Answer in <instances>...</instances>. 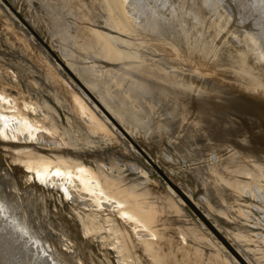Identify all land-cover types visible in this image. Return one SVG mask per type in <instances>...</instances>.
<instances>
[{"label":"rangeland","instance_id":"1","mask_svg":"<svg viewBox=\"0 0 264 264\" xmlns=\"http://www.w3.org/2000/svg\"><path fill=\"white\" fill-rule=\"evenodd\" d=\"M6 1L24 19L26 18L27 22L30 20L29 25H32L31 27L46 44L49 42L67 60L74 58L78 49L83 46L84 40L76 36L71 41L73 34L67 35L66 32L62 34L63 37L56 35L52 30L55 27L54 24L69 25L76 27L79 31L87 30L91 23L100 24L99 28L106 34L119 39L128 46L131 45L134 49L137 47L138 53L147 56L149 65L162 66L168 74H173L174 78L184 75L192 79L188 85L191 91H194L188 95L187 108L179 112H173L174 105L166 99H153L139 104L136 99L128 98L129 106L136 112V118L125 115L124 117L130 120L124 119L125 122L122 123L126 127L130 140L119 127L118 130L113 128L114 126L103 115L104 111L84 88L63 68L68 73L66 74L58 66V62L57 64L52 57L47 58L40 47L35 45L34 34L15 24L10 13L0 5V14L4 18L2 21L7 25V27L0 25V62L6 64L8 68H13L7 73L13 80L27 83V91L35 104L47 113L27 112L24 120L9 122L13 123L14 131L8 127L5 132L14 135L18 128L15 123L27 125L31 121H37L42 128H47L49 126L48 115L52 122L59 125L69 144L76 147L81 154H88L86 156L93 161L91 165L94 169L90 168L97 177H102L106 182L105 199H100L98 202L95 196H89L79 188L78 181L87 175L85 172L80 173L81 177H75L70 183V186H74L73 194L64 197L65 180L63 178L57 179V176H53L54 179H44L41 173L38 174L36 166L27 165L28 158H30L27 154L33 152V154H45L44 156L48 158L47 163L51 167L56 166L53 161L55 151L47 153L36 149V147L53 149L55 147L53 141L48 144L28 132L21 133L20 139H0V241L11 242L14 246V257L7 264H121L123 258L118 252V242L111 243L110 240H106V247L112 253L108 254V257L103 256L101 253L103 243L90 242L84 227L79 224L78 213L82 211L84 215L116 216L118 220L112 219L110 224L114 235L112 238L115 240L118 233L124 234L129 228L136 226L143 237L140 246L149 240H156L155 236L159 232L157 227L143 226L139 221L133 220L130 213L122 214L119 211L121 202L128 200L123 195L120 196L119 192L131 182L141 181L148 186L150 183L161 186L166 194L167 203L179 209L178 219H185L193 233L210 248L211 251L203 248L208 260L205 259L202 264H242L231 249L246 264H264V199L254 196L258 192L264 193V158L258 156L257 148H251L255 143L253 139L249 136H242L245 130L253 126L254 129L251 130L259 133L257 129L261 128L260 130L264 132V121H259V118L253 114L246 117V113L236 106L243 101L264 106V59L259 56L264 51V34H262L263 40L259 48L256 43L247 40L245 31L246 27L249 28L248 30L253 27L255 31L264 27V14L261 16L258 8L249 11L247 6L243 7L244 12L242 9L237 10L234 0H134L141 6L140 20L148 17L151 21L155 19L160 21L158 31L149 36L138 26L133 28L131 33L115 27L102 26L103 20L100 16L85 24V22L66 15H57L61 2L65 0ZM85 1L87 0H83L87 3ZM255 4H257L256 1ZM248 11L252 24L245 26L241 22V16ZM193 22L197 25L196 27ZM215 22H218L217 26ZM218 24L220 27L223 26V29L225 26L228 28L223 30ZM201 30L204 32L202 33ZM165 31L166 36H164ZM193 36L197 40L192 38ZM207 44L211 46L208 47ZM220 46L224 52L221 51ZM251 46L254 49H251ZM221 52L228 54L223 56ZM9 62L12 66H9ZM81 63L79 66L86 74L99 75L101 82L105 80L103 75H106L111 67L107 62H101V68H98L96 63L88 57H84V62ZM236 71L239 72L236 73ZM59 81L68 85L70 90L74 89L76 93L78 92L79 98L90 107L93 114L100 115L107 122L108 125L99 116L97 117L104 126V131L98 127L88 126L82 121L77 108L68 103L67 96L59 90ZM211 87L221 90L224 94L227 90L232 92L228 101L234 105L232 109L221 112L214 104L203 118L200 111L201 109L206 110L210 102H198V100H201ZM122 88V86H116L115 90ZM18 89L21 91V87L12 82L10 90L16 92ZM99 89L100 91L105 90L103 87ZM86 100L90 101L92 106ZM98 101L101 103L99 98ZM113 103L118 108L127 107L126 104L115 99ZM105 108L109 111L107 107ZM109 113L111 114L110 111ZM242 117L246 120L245 124ZM217 120L236 125L238 127L236 134H220L208 124L209 121ZM12 139L18 141H11ZM244 140L246 142L241 143ZM234 142H237L239 146L234 145ZM136 145L157 162L160 169L174 184L186 192L187 197L178 192L179 196L182 195L184 203L159 181L154 171L156 168L144 160L146 157ZM13 147L20 151L19 161H13L14 158L11 157L10 148ZM263 153L260 151V154ZM232 158L236 161L232 162ZM230 161V166L241 171V174L240 172L236 174L235 180H232V176L228 175L223 167ZM247 167L258 170L261 178L258 181L259 184L254 183L256 185L253 190L254 194L243 196L239 189L242 186L251 187L253 185V179L242 171ZM90 178L93 179L91 176ZM173 183L170 184L173 185ZM58 189V192L61 190L60 193L56 192ZM188 197L196 206L190 202ZM196 207L216 224L217 232L208 226L211 230L209 233L199 224L189 210L190 208L200 217ZM71 223L77 228L71 229L69 226ZM164 233L159 232L158 234ZM168 234H172L173 237L172 231ZM136 258L137 256L134 258L135 261ZM183 263L180 261L178 264Z\"/></svg>","mask_w":264,"mask_h":264},{"label":"bare ground","instance_id":"2","mask_svg":"<svg viewBox=\"0 0 264 264\" xmlns=\"http://www.w3.org/2000/svg\"><path fill=\"white\" fill-rule=\"evenodd\" d=\"M255 1L257 2V4H255ZM39 2L41 3V1H39ZM85 2H87V3H84L83 0H65V1L61 2V5H60L58 12H57V15H60V14L66 15L68 17L75 18L76 20H79L81 22H85V24L87 22L89 23L91 20H93L97 16H100L103 20L102 26L115 27L119 30H125L127 33H131L132 29L135 28L136 26L145 30L147 32V34H149V36L155 34L156 31H158V29H159L160 21H158L157 19H155L154 21L153 20L151 21L148 19V17H146L145 19L140 20L141 19V16H140L141 6L136 4V2L134 0H87ZM234 3H235V7L237 10L242 9V11H243V7L247 6L249 11L254 9V8H258V12L260 13V15L264 14V0H234ZM0 5L2 7H4L5 11L7 10L10 13V16L13 19V21L15 22V24H18L19 26H21L23 28V30H26L29 33L31 32L28 29V27L20 20V18L15 13H13V11L10 9V7L6 3V1L0 0ZM42 11H43V9H42ZM249 11L247 13H243V16H241V22H243V25H245V26L252 24V21L249 18ZM203 16H204V14H203ZM207 18H209V17H207ZM2 20L4 21V18H3V15L0 14V25L7 27L6 22H3ZM25 20H26V18H25ZM41 20H42V18H41ZM208 20H210V19H208ZM140 21H141V23H139ZM205 21H207V20H205ZM28 22L31 24L30 20ZM194 22H193V24H194ZM100 23H102V22H100ZM209 23H210V21H209ZM217 23L218 22H215V25ZM7 24L10 25L9 22H7ZM92 24L93 23H91L90 26L88 25L89 27L87 28V30L85 29V31H79L76 27L75 28L70 27L69 25H62V24H58V23L54 24L55 27L53 26L54 28H52V30L56 35L59 34L60 36H62V34L64 32H66L67 35L73 34V38L71 36V41H73L74 38H76V36L81 38V40H84L83 46H81L78 49V53L74 55L73 59L69 58V60H67L66 57L62 56L60 54V52L58 50H56L55 47H53L49 42L47 44L54 50V52L58 55V57L65 64H67L69 66V68L75 73V75H77V77L80 79L82 84L97 99L99 98V100L101 101V103L105 107L108 108V110L111 112L112 115L110 113L109 114L115 119L117 124H119L125 131H127L126 127L122 123L125 122L126 119L130 120V118H125L124 116L129 115L130 117L136 118V112L129 106L128 98L129 99H132V98L136 99L137 103H139V104L148 102L149 100H153V99H158V100L166 99V101H169L174 105V107L172 109L173 112H177V111L179 112L183 108H185V109L187 108L186 101H187L188 95H190L192 92H194V91H191V89L188 85L189 83L192 82V79H188V77H186L184 75H182V77L180 76L179 78H174L175 76L173 74H168L167 71H165V69L162 66H160V65L157 66L154 64L149 65L147 56L141 55L140 53H138L137 52L138 50H136L137 47H136V49H134L131 47V45L128 46L127 44L123 43L119 39L113 38L110 35L106 34L104 31H102L99 28L100 24H93V25ZM235 24H237V23H235ZM150 26H151V29H150ZM194 26L196 27L197 25L194 24ZM218 26H219V24H218ZM215 27H213V28H215ZM226 27L227 26H225V28ZM152 28H153V30H152ZM219 28L223 29V26L222 27L219 26ZM225 28L223 30H226ZM247 28L248 27H246V29H245V31L247 32L246 33L247 40H249L253 43H256L258 46L260 44H262L261 40H263L262 34H264V27H262L258 31H255L254 29H252L253 27L250 30H248L249 28L248 29ZM192 29H194V28L192 27ZM44 31H45V28H44ZM171 32H172V29H171ZM184 32H186V31H184ZM203 32L204 31H202V33ZM47 34H48V32H47ZM187 34H188V32H187ZM240 35H241V33H240ZM34 36H33V38L36 40L35 45L40 47L41 51L45 54V56L47 58L52 57L54 59V61L57 63L58 61L53 57V55L48 51V49L40 42V40H38V38L36 36H35L36 38ZM164 36H166V31L164 33ZM195 36H193L192 38H194ZM9 38H10V36H9ZM215 39H216L215 41H217V38H215ZM49 40H51V39H49ZM195 40H197V38ZM204 41H205V39H204ZM204 41H203V43H204ZM201 42H202V40H201ZM223 45H224V43H223ZM210 46L211 45H208V47H210ZM221 46H222V44H221ZM252 46H254V45L252 44ZM252 46L250 48L254 49V48H252ZM222 47H221V49H222L221 51H223ZM218 48H219V45H218ZM259 48H260V46H259ZM242 50H245V49H242ZM42 52H41V54H42ZM219 53H220V51H219ZM224 54L227 55L228 53H224ZM224 54L222 53L223 56H224ZM223 56H222V58H223ZM229 56L230 55H228V57ZM231 56H233V54ZM259 56L261 59H264V51ZM32 57L34 58V55ZM84 57H86V58L88 57L90 60L94 61L98 68H101V66H100L101 62H107L108 64L111 65L110 69L107 71V74H106L107 78H106L105 74L103 75V76H105L104 77L105 80L103 81L104 83L101 82L99 75H96V74L94 75L93 73H90V75H88L82 70V68L79 66V64H82L81 62H84ZM226 58L224 57V59H226ZM229 60H230V58H229ZM221 61H222V59H221ZM224 62H226V61H224ZM256 63H258V62H256ZM231 64H232V62H231ZM10 65H11V63L9 62V66ZM58 66L60 68H62V70L66 73V71L63 69L62 65L58 64ZM236 66H237V64H236ZM190 67H193V66L190 65ZM233 67H234V65H233ZM256 67H257V65H256ZM10 69L12 70L13 68H8L6 66V64H2L0 62V139H6V138L7 139L8 138H13V139L19 138L20 139L21 133L28 132V134L33 135L35 138H37L39 140L43 139V141L47 142L48 144H51L53 141L54 146H55L53 149H51V148L41 149V148H37V147H36V149L40 150L41 152H47V153L55 151V153H54L55 160H53V161H55L56 166L54 165L51 167V165L47 163L48 158L46 156H44L45 154H33V152H30L29 154H27V156L30 157V158H28L27 165L29 167L36 166L38 174L41 173V175L44 179L45 178H48V179L53 178V176H57V179H59L60 177L63 178L65 180L64 189H63L64 197L65 196L67 197V196L73 194L72 190L74 189V186H70L71 181H73V179L75 177H81V176H79V174L85 172V173H87V175L84 177H81V179L77 183L79 185V188H81L82 191L89 194V196H95L98 202L100 199H105V194H106L105 184H106V182H105V179H103L102 177H97L94 174L95 172L92 171V169L90 168V167L93 168V166L91 165L93 163V161L89 157L86 156L88 154H86V155L81 154L76 147H73L71 144H69L65 140V137L63 136V132L61 131L59 125L52 122V120H50V117L48 115H47V118L49 120V126H48L49 128L48 127L42 128V126L37 121H31L27 125L15 123V124H17L18 128H17L16 132H14V135L13 134L9 135L5 132L8 127H10V129L14 131L15 129H14L13 123L10 124L9 122H11V120H14V121L15 120H17V121L24 120V115L27 112L42 111V113L43 112L46 113V111H44L43 108H40L35 104V101L33 100L32 96H30V94L28 93L27 85H26L27 83L24 84V83L16 82L15 80H13L12 77L7 75L8 71ZM239 69H241V68H239ZM235 70H237V68ZM237 72H239V71H236V73ZM249 72L250 71H248V73ZM66 74H68V73H66ZM108 75H109V77H108ZM98 80H100V81H98ZM249 80H251V79H249ZM254 81H256V80H254ZM12 82H15L17 85H19L21 87V91L19 89L16 90V92L11 91L10 87H11ZM259 83H260V80H259ZM257 85L259 86V84H257ZM262 85H263V83H262ZM116 86H122L123 88L120 90H118V89L115 90ZM245 86H247V85L245 84ZM100 87L105 88V90L100 91V89H99ZM35 88H36V86H35ZM58 88L69 99V100H67V102L73 104L77 108V110L79 111L80 118H82V121L85 124H87L88 126L90 125V126L98 127L102 131L105 130L104 126L101 124V121L97 117L99 116L100 119H102V121L105 122L106 124H107V122L100 115L97 116V115L93 114L90 107L88 105H86V103L83 100H81L79 98L80 95L78 94V92L76 93V91L72 88L71 89L73 91L70 90L69 89L70 87H68V85H66L63 81L58 82ZM249 89H250V87H249ZM261 89H262V86H261ZM52 91H54V90H52ZM253 91H254V89H253ZM253 91H251V92H253ZM207 92L208 93L205 94L201 100H198V102H202V101L210 102L209 103L210 105L206 110L201 109V111H200V115L203 118L205 117L206 114L209 113L211 106H214V104H215V107L218 110H220L221 112H225L229 109H232V106L234 104L231 105L230 101H228L232 92L227 90V92L224 94L221 90H215L214 87H211L210 90H208ZM245 93H247V92H245ZM49 97H51V96H49ZM113 99L126 104L127 107H123V108L115 107V104L113 103ZM86 101L90 106H92L90 101H88V100H86ZM237 102H236V104H237ZM212 103H213V105H212ZM236 106L239 107L242 111H244L246 113L245 114L246 117L253 114L257 118H259V121L260 120L264 121V106L263 105L254 104L253 102H250V101H248V102L243 101V102H239V104ZM154 107H155V105H154ZM103 115L114 126L113 128L115 130L116 129L118 130V125H116L112 120H110V118H108L106 113H103ZM242 118L244 120V121L243 120L242 121L245 124L246 120L244 117H242ZM257 118H256V120H257ZM131 119H133V118H131ZM204 120H206V119H204ZM7 122H8V124H7ZM205 122L206 121H204V123ZM209 122L210 123H208V124H210V126L213 127L215 130H217L220 134H222V133L236 134V131L238 128L236 125L231 124L227 121L217 120L215 122H211V121H209ZM254 122L256 124V121H254ZM211 123H212V125H211ZM257 124H258V122H257ZM251 125H252V123H251ZM248 127H250V126H248ZM258 127H260V126L258 125ZM239 128L241 129V127H239ZM251 129H254V126H253V128L251 127ZM251 129L248 128L247 130L244 131L243 134L242 133L241 134H242V136H249L250 138L253 139V141L255 143L254 144L252 143L253 147H251V148H253V149L257 148L258 149L257 151L259 152L258 156H261L264 158V153L260 154V151L264 152V132H262L260 130L261 128L257 129L260 131L259 133H257L256 130H251ZM202 131H203V129H202ZM118 132H120V131H118ZM13 139L11 141H14V142L18 141V140H13ZM49 142H51V143H49ZM245 142H246V140H244V142H241V143H245ZM236 143L237 142H234L233 144L239 146V144H236ZM188 145H190V144H188ZM246 148L248 149V147H246ZM10 149H11V155H12L11 157L14 158L13 161H19L20 151H18V149H15L14 147L10 148ZM249 149H250V146H249ZM253 149H251V150H253ZM12 152H15L16 154H13ZM243 154H245V153H243ZM148 157L160 169L157 162L154 161V159L149 154H148ZM144 160L151 166V164L149 163V161L146 158H144ZM247 160H249V158ZM234 161H236L235 158H232V162H234ZM230 163H231V161L229 163L227 162L226 164L223 165V167L227 171L226 173L228 175L232 176V180H235L236 174L239 172L241 174V171L239 169L235 168L234 166H230L229 165ZM154 171L158 175L159 181L164 186H166L169 190H171L172 193H174V195L177 198L182 200V197H181L182 195L187 197L186 192H184L181 189V187L174 184L170 180V178H168V175H166V173H164L163 170H161V171L164 175L159 174L158 171H156V170H154ZM242 171L245 172L247 175H249L251 177V179H253V185L251 187L242 186L240 189L239 188L238 189L241 190V193L243 196L246 194H250V195L252 194L253 195L254 194L253 190L256 187V185H254V183L259 184L258 181H260V178H261L260 173L258 170H254V169H251L248 167L245 169H242ZM246 174H244V175H246ZM90 176L93 177L94 180L91 179ZM166 177L168 179H166ZM168 180L170 182H172L173 185H171L168 182ZM129 181L131 182V180H129ZM148 183H150V182H148ZM144 187H145V189H144ZM53 190H55V188ZM58 191H59V189L56 192H58ZM60 192H61V190H60ZM60 192H58V193H60ZM178 192H180L182 195L179 196L180 193L178 194ZM223 193H225V192H223ZM119 195L120 196L123 195L124 197H126L128 199V200L124 201L123 203L121 202V205L119 206V211L122 214L130 213V217L133 218V220L139 221L143 226H147V227L155 226L159 229V232H161V233L165 232V233L160 235V234H158L159 233L158 232L155 236L156 240H149V242H146V243L142 244V246H140V243L143 242L142 241L143 237H141L142 236L141 231H138V229H136L137 226L135 227V224H134L135 228H129L127 231L124 232V234L118 233L116 235V240H115L112 238V237H114V235L112 234V231L110 229V227H111L110 224L112 222V219L113 220L117 219V218H115L116 216L112 217V215H108V214L106 215V214H95V213H94L95 215H90V214L84 215L82 211H79V213H78L79 224H81V226L84 227L85 232L88 235L90 242H93V241L96 242L97 241L100 244L103 243L104 247H103L102 252H101L103 256L108 257V254L110 255V253H112L110 251V249L108 247H106V245H107L106 240L107 241L110 240L111 243L112 242H118V244H119L118 252L121 253V256L123 258L121 264H134V263H139V264H178L180 261H183L184 262L183 264H202L205 262V259L208 260V258H206V256H205L206 253H205V250H203V248L205 247L206 250L211 251L210 248L204 244L205 242L203 240L199 239L197 237V235L193 233L191 227L188 225V223L185 219H178L179 209L176 206L167 203L166 197H165L166 194L162 190L161 186H159L157 184L152 185V183H150L148 186L147 184H145L142 181L141 182H131L129 184V186H126L124 188V190L119 192ZM254 196L255 197L257 196L259 198L261 197L262 199H264V193L263 192H261V193L258 192L256 194H254ZM188 199L191 200L189 197H188ZM182 202L184 203L183 200H182ZM190 202L193 203L192 200ZM193 205H195V204L193 203ZM196 208L198 209L199 213L215 228V230L218 229L216 224L205 213H203L198 207H196ZM189 210L193 214L194 218H196V220L199 222V224L206 231H209V233H210L211 230H209L208 225H206V223H204L205 221L201 217L194 214V212L190 208H189ZM108 216H109V218H108ZM69 226L71 229L77 228L72 223ZM169 231H172L173 237H175V235H176L177 238H173L172 234L169 235L168 234ZM72 234H74V233L72 232ZM136 256H137V258L135 261L134 258ZM13 257H14V246H13V244L11 242L9 243L7 241H4V242L0 241V264H7L8 261L11 260Z\"/></svg>","mask_w":264,"mask_h":264},{"label":"water","instance_id":"3","mask_svg":"<svg viewBox=\"0 0 264 264\" xmlns=\"http://www.w3.org/2000/svg\"><path fill=\"white\" fill-rule=\"evenodd\" d=\"M6 1V0H4ZM6 3L9 5V7L12 9V11L20 18V20L28 27V29L42 42V44L48 49V51L53 55V57L58 61V63L60 65H62V67L76 80V82L82 87L84 88V90L90 95V97L94 100V102L100 107V109H102V111H104V113H106V115L116 124L118 125V127L126 133V131L119 125L117 124V122L115 121V119L109 114V112L105 109V107L98 101V99H96V97L82 84V82L80 81V79L75 75V73L73 71H71L68 66L58 57V55L54 52V50L48 45L46 44V42L36 33V31L29 25V23L18 13V11L8 2L6 1ZM128 138L130 139V136L128 135V133H126ZM131 140V139H130ZM137 148L142 152V154L148 159V161L151 163L152 166H154V168H156V170L158 171V173L163 174L161 169H159L157 167V165L148 157V155L146 153H144V151L142 149H140V147L138 145H136ZM164 175V174H163ZM166 179H168L166 177ZM169 181V180H168ZM170 182V181H169ZM172 184V182H170ZM200 217L205 221V223L214 231L215 228L200 214ZM217 232V231H216ZM219 235V233H218ZM223 239V238H222ZM224 241V239H223ZM227 245V244H226ZM229 246V245H228ZM231 249V248H230ZM231 251L234 253V255L241 261L242 264H246L241 257H239V255H237L232 249Z\"/></svg>","mask_w":264,"mask_h":264}]
</instances>
